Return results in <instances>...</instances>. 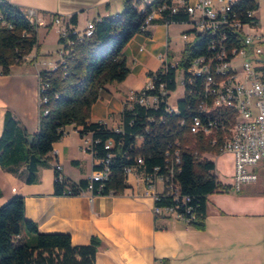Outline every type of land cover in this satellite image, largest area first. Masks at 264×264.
<instances>
[{
	"label": "trees",
	"instance_id": "16d2710c",
	"mask_svg": "<svg viewBox=\"0 0 264 264\" xmlns=\"http://www.w3.org/2000/svg\"><path fill=\"white\" fill-rule=\"evenodd\" d=\"M141 0H121L122 9L114 16L101 17L93 21L90 36L78 40L75 32L76 15L66 19L67 34L59 36L58 43L65 51L63 64L57 62L52 70L39 72L41 83L47 86L40 93L37 130L28 134L20 128L10 111L3 116L0 134V167L12 171L24 166V181L28 184L36 181L39 167L53 169V193L55 195H78L85 191L88 179L73 182L67 179L56 167L50 164L48 154L53 143L64 134L67 125H73L79 136L90 134L94 143V157L104 158L112 153L108 167L109 177L102 184L92 183V194L106 195L122 193L127 188L124 176L126 167L133 168L137 174H149L157 168L164 172L165 150L168 144L174 145L180 153V170L176 181L181 196L189 201L187 224L194 229L205 228L206 197L215 191H226L229 186L220 183L214 174V163L204 153L219 155L218 143L202 136L186 134V128L178 125L181 117L195 114L192 98L180 100L178 114L165 112V98H160L158 107L143 108L137 104L123 108L121 112V131L114 132L102 122H89L91 107L97 101L100 90L109 83L121 82L129 74L123 49L137 34L148 35L145 20L153 11L161 8L160 18L154 23H187V15L182 11L171 12L174 0H150L138 8ZM244 10L257 9L255 0H240ZM250 20V19H249ZM250 24L257 25L256 17ZM210 37L199 34L195 42L185 43L177 68L186 69L191 60L208 53ZM238 43V39L236 41ZM37 44L36 25L28 21V16L17 5L8 0H0V74H7L13 64L20 63ZM157 72L155 85L163 83L165 90L173 92L176 88L174 67L168 66L164 74ZM151 72L148 71L147 75ZM191 108L185 110L186 103ZM163 116L162 120H158ZM154 117L152 122L149 118ZM148 124V125H147ZM146 125L148 126L146 128ZM32 136V141L27 140ZM137 139L140 142L137 143ZM108 140L113 148L104 149ZM140 157L142 164H137ZM76 163V161H71ZM100 184L102 185L99 190ZM173 204L170 196L159 195L156 205ZM156 219H159L156 217ZM32 234L33 236H29ZM100 239L91 236L83 245H72L67 233H42L37 224L24 216V200L21 195H13L0 205V264H94ZM156 264H169L167 258L157 260Z\"/></svg>",
	"mask_w": 264,
	"mask_h": 264
},
{
	"label": "crops",
	"instance_id": "0c3cea01",
	"mask_svg": "<svg viewBox=\"0 0 264 264\" xmlns=\"http://www.w3.org/2000/svg\"><path fill=\"white\" fill-rule=\"evenodd\" d=\"M27 16L35 12L37 44L20 63L13 64L7 74H0V134L4 113L8 110L20 128L28 134L37 130L39 117L38 74L52 70L59 61L47 59L45 39L53 35L58 42L60 26L54 17L66 20L76 15L75 30L82 33L89 21L117 15L121 0H8ZM257 25L253 32L263 33L258 16H264V0H255ZM32 17V16H30ZM173 24L148 25V35L137 34L129 40L123 54L129 74L121 82L106 84L90 111L89 122H118L122 103L130 91L142 88L148 71L161 64L159 55L168 60L172 46ZM185 24V23H181ZM41 29V33H40ZM189 26L181 28V33ZM42 34V37H40ZM264 52V46H263ZM43 55V56H41ZM46 64V65H45ZM134 79H141L138 84ZM117 107L111 108L112 103ZM104 105L105 113H99ZM83 140L73 125H67L63 136L52 145L50 164H58L67 179H86L93 167L91 156L83 148ZM205 155L214 163L217 180L228 185L226 191H215L206 197L205 228L197 230L173 218L156 219L152 199L144 195V186L137 172L130 174L122 193L106 195L82 193L55 195L52 167H39L37 179L24 181V166L12 171L0 167V205L13 195L24 200V216L37 224L42 233H67L72 245H83L91 236L100 239L94 264H156L167 258L169 264H264V166L258 180L244 183L239 191L231 189L233 157L230 153ZM230 161V170L222 168V159ZM76 163H71V161ZM49 171L51 185L44 182ZM217 172V173H216ZM228 174L227 178L220 175Z\"/></svg>",
	"mask_w": 264,
	"mask_h": 264
},
{
	"label": "built area",
	"instance_id": "2783aa9c",
	"mask_svg": "<svg viewBox=\"0 0 264 264\" xmlns=\"http://www.w3.org/2000/svg\"><path fill=\"white\" fill-rule=\"evenodd\" d=\"M147 0H141L138 8L142 9ZM240 0H174L171 12L182 10L187 15L189 30L181 33L185 43L195 42L200 32H215V43H209L208 53L193 58L186 69H181L180 82L182 94L173 103L169 97L172 92L165 90L164 84L155 85L157 72L164 74L168 66L176 69L177 64L167 61V56L160 55V66L146 75L144 86L135 91H130L122 103L118 122L108 126L114 132L121 131V112L125 107L131 108L137 104L143 108L156 109L160 98H165L164 110L168 115L178 114L177 103L180 100L192 98L195 103V114H189L187 118L181 117L178 125L186 128V134L200 135L210 141V145L218 143L221 153H230L233 157V173L231 176V189L239 191L244 183H254L258 180V170L264 166V34L247 32L253 30L256 25L250 24L255 17L254 9L244 10L239 6ZM163 8L153 11L145 20L146 27L154 18H160ZM32 16V25H37L39 20L35 12L29 11ZM250 19V20H249ZM53 23L60 26L59 36L67 34L66 20L54 17ZM93 21L86 23L82 33H78V40L91 35ZM238 39V43H236ZM60 63L63 64L65 51L60 50ZM216 70H223V77H216ZM46 83H41L38 75V98L46 88ZM213 86H222L224 96L217 98V107L208 108L209 94H213ZM189 97V98H188ZM191 108L187 102L185 110ZM159 116L158 120H162ZM154 117L149 118L152 122ZM148 125V124H147ZM146 125V128L148 127ZM83 140V150L93 160V167L88 179L87 189L82 193L92 194V183L101 184L109 177V161L112 153H107L104 158L94 157L93 141L90 134L80 136ZM140 139H137V143ZM113 142L108 140L104 149L113 148ZM177 140L174 145L168 144L165 150L164 172H158L157 168L152 173L140 175L144 186V195L152 199V213L156 218H173L185 223L189 218L186 214L190 208L184 207L189 201L187 196H181L176 174L180 170V153L177 148ZM137 164H142L140 157ZM60 169V166L56 164ZM135 173L133 168L126 167L124 176L126 181L130 174ZM100 184V187L102 186ZM111 193V192H110ZM159 195L170 196L173 204L158 206Z\"/></svg>",
	"mask_w": 264,
	"mask_h": 264
},
{
	"label": "rangeland",
	"instance_id": "374dc122",
	"mask_svg": "<svg viewBox=\"0 0 264 264\" xmlns=\"http://www.w3.org/2000/svg\"><path fill=\"white\" fill-rule=\"evenodd\" d=\"M258 20H259L260 24L264 27V16L263 15L258 16ZM170 26H172L170 28V31H171V34H172V46H171V49H169L168 60L171 63H173V64H177V62L179 61V58H180V54H181L182 48L184 46V42H183V40L181 38V28H183L184 26H186V24L177 23V24H173V25H170ZM187 26H189V25L187 24ZM246 31L247 32H253L254 30L247 29ZM40 33H41V29H40ZM40 37H42V34H40ZM43 47H44V49L46 51H48V54H46V56L48 55L47 56V59H49L50 61H53V59H56L57 58V60L59 61L60 56L57 54V51L59 50V48L62 49V45L55 40V37L53 35H50V36H48L45 39V43H44ZM162 55L165 56V54H162ZM41 56H43V55H41ZM181 72H182L181 68L178 67L177 68L176 78H175L176 88L170 94V97H169L170 103H173L174 100L182 94V87H181V82H180L181 81L180 80ZM140 81H141V79H134V83L135 84H138ZM145 82H146V79H145ZM145 82H144V84H145ZM144 84H143V86H144ZM116 107H117V103L113 102L112 105H111V108H114L115 109ZM105 111H106V107L104 105H102L99 108V113H102L103 114V113H105ZM207 154H211V153H204L203 156H205ZM213 155L214 154H211L210 157L211 158H214ZM221 165H222V168L225 170V172H229L230 166H231L229 160H226V159L223 158L222 159V162H221ZM50 167L51 166L49 165L48 168H50ZM46 172H47L48 175H47V179L44 178V182H46L47 185L50 186L51 185L50 174H49V171H46ZM262 172L263 171L258 170V174L259 175H261ZM220 175L222 177H224V178H227L228 177V174L222 175L220 173ZM29 236L32 237L33 235L32 234H29L28 237Z\"/></svg>",
	"mask_w": 264,
	"mask_h": 264
},
{
	"label": "bare ground",
	"instance_id": "6f19581e",
	"mask_svg": "<svg viewBox=\"0 0 264 264\" xmlns=\"http://www.w3.org/2000/svg\"><path fill=\"white\" fill-rule=\"evenodd\" d=\"M28 21L32 24V17L28 16ZM199 34L208 35L210 43H215V32H200L198 36ZM216 77H223V70H216ZM222 96H224V88L222 86H213V94H209L208 108H216L217 98H221Z\"/></svg>",
	"mask_w": 264,
	"mask_h": 264
},
{
	"label": "water",
	"instance_id": "95a60500",
	"mask_svg": "<svg viewBox=\"0 0 264 264\" xmlns=\"http://www.w3.org/2000/svg\"><path fill=\"white\" fill-rule=\"evenodd\" d=\"M27 140H28L29 142H31V141H32V136H31V135L28 136Z\"/></svg>",
	"mask_w": 264,
	"mask_h": 264
}]
</instances>
